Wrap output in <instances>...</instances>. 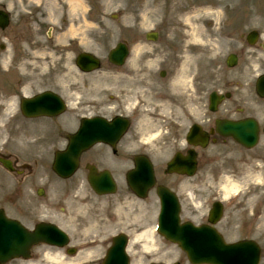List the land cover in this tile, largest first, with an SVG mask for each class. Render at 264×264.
<instances>
[{"label": "flooded vegetation", "instance_id": "af4514ba", "mask_svg": "<svg viewBox=\"0 0 264 264\" xmlns=\"http://www.w3.org/2000/svg\"><path fill=\"white\" fill-rule=\"evenodd\" d=\"M15 1L0 0V10L6 12L4 20H8V25L5 28H2L0 23V52L5 48L6 43L10 44L13 55L18 56V62H20L22 59H26L29 53V51L25 52L23 47L26 44L30 45L32 42L34 36L32 24L35 26L37 37L39 38L44 33L45 24L41 21V18H37L33 14V11L25 7H17L14 4ZM222 25L221 33L231 41L229 45L230 51H228L227 55L232 54L238 63L234 67H229L225 58V61L220 65L218 91L229 96L223 100L215 113L217 118L231 120L248 119L256 125L259 140L255 147L247 148L239 143L235 144L236 151L255 160L257 157L264 156V94H261L257 88L258 78L264 75V6L255 5L247 8L242 14H236L235 21L223 22ZM229 25L233 27L229 28ZM3 42L5 45L2 44ZM182 50L184 51L185 49ZM178 63H182V60H179ZM9 70V67L0 70V156L10 163L13 171H8L0 163V171L5 176L0 180V211H3V216L6 215L19 222L25 228L32 230L41 220L53 221L52 219H37L33 215L34 170L31 154L34 148L39 149L46 145V139L49 134L43 133V131L47 130L41 126H35L31 120L32 118L26 117L22 113L20 103L25 96L35 94L32 92L33 84L42 87L43 90L40 91L52 90L60 94L64 72L58 71L55 76H36L35 78L12 72L8 78ZM180 72L181 70L176 69L165 71L162 78L167 81H175V74ZM190 72L200 73V75L195 79L191 75L188 78V87H185V90L174 88L170 92H165L169 94L170 99L167 109L164 110H167L170 118H156L158 121L156 124L149 122V129H160V135L168 143H175L180 140L185 135L188 126L193 123H199L206 131H210L214 127V121L211 124L212 118L208 114V80L203 77L200 71L195 72L193 67H191ZM241 77L249 78V91L243 95L236 91L241 82ZM178 83L182 84L180 81ZM193 92L196 99L197 97L203 98L200 106L197 100L195 104L193 103ZM155 93L159 92L155 91ZM141 100H144L143 96ZM141 100H138V106L135 110H133L135 106L131 107L124 103L117 104L114 107L112 103L106 102V100L92 102L90 111L87 114L91 117L104 116L109 119L116 115H127L133 121L135 117L144 115V102ZM193 107H195L194 112ZM158 110L159 108H156V111ZM53 119H55V116L51 118V120ZM147 121L146 118L139 120L140 123H147ZM44 127H50L52 136H61L63 134L61 126L57 123L46 124ZM213 136H216V134H212ZM132 139L133 142L139 140L137 134H134ZM230 140L232 139H224V137L218 136V141L221 143H227ZM127 149L128 145L124 142V139L120 140L115 145V148L107 144H100V146L94 147L91 153L89 152V163L99 161L104 164L101 169H107L106 167L113 162V157H116L115 172L110 170L114 174L115 179L116 176L122 177L127 170V159L129 157ZM135 152L142 153L143 149ZM199 152V155L201 153L203 155V151L199 150ZM119 154L120 156H118ZM167 177L166 173L159 177L157 175L158 183L174 188V185L167 181ZM258 196V198H254L252 205L245 204L242 206L241 203H238L234 210L240 220H242L236 219L242 222L240 225L242 229L237 230V232L244 237L258 236V242L264 248V230H257L254 220L257 216H261L263 212V209L258 206H264V191L261 197L260 195ZM114 208L112 204L108 205L107 216L109 214L113 215ZM195 215L196 211L190 210V216L194 217ZM115 221L121 226H125L127 216L123 214L121 219H116ZM55 223L65 229L71 236L70 246L55 248L44 245L45 248H41L43 250L42 253H37L35 248H31V260L21 257L5 264H47L46 254L49 252H56L62 257L63 262L60 264H65L66 258L72 259L70 264H103L106 250L111 245L113 236L117 233L115 230L104 229L100 231L103 235H100L97 231H91L90 233H97L102 238L101 241H97L95 244L96 241L94 240L83 241L81 238L77 239V233H86V231L78 229L79 220L75 222L76 226L62 217ZM85 242L89 243V247L80 245ZM93 246H98L99 249H94ZM85 248L90 249V251H85ZM72 249H75L76 253L69 255L68 252ZM142 250L141 247V253H138L140 251L135 249L138 255L132 258V264L174 263V261L167 262L171 258L170 255H167V252H159V255H145ZM178 261L179 264H191L180 259Z\"/></svg>", "mask_w": 264, "mask_h": 264}, {"label": "rangeland", "instance_id": "374dc122", "mask_svg": "<svg viewBox=\"0 0 264 264\" xmlns=\"http://www.w3.org/2000/svg\"><path fill=\"white\" fill-rule=\"evenodd\" d=\"M26 1L20 2L18 0L16 5H28L29 7L25 8L33 10L34 14L42 18L45 22V27H49V31L53 30L55 35L49 41L43 39L38 45L36 44L37 47L34 45L35 47H32V51H29L27 61L23 65H25V69L29 70L31 75H33L32 70L34 72L47 70L45 75H48L51 71L55 72L56 69H60L63 64L65 70H67L66 67L72 69L74 66L73 53L68 55L67 52V50L71 49L68 44L70 41L73 43L72 49L75 51L81 47V49L90 50L100 55L105 60V68L109 66L106 61L109 49L122 40H126L130 45L135 44L133 45V55L142 53V61L154 64L155 61L159 62L154 58L159 51V47L157 48L154 45L158 44L144 40L145 32L151 29L161 31L160 37H162V40L159 44L169 40L173 33L181 34V31H185L186 37L189 39L186 43L187 47L193 52L196 51L199 59L207 58L208 56L209 62L207 65L210 72H212L214 65H218L221 61L220 53L226 51L227 44L231 43L228 40L222 41L219 38L220 23L227 20L230 22L234 21V16L237 13L242 14L247 8L252 6H264V0H174L171 3L162 0H116L113 3L110 0H77L80 4L79 7L72 5V0ZM197 7H203V9L206 8L213 12V19L209 17L211 14L205 15L197 11L196 9H199ZM214 11H219V15L217 16ZM185 15L190 17L185 19ZM228 27L231 28L233 26L229 25ZM64 32H66V35H64ZM56 36H58L57 39ZM71 37H75L74 40H71ZM61 47L64 49V56L60 55ZM13 61H15L13 66L17 65L15 58H13ZM72 64L73 66H71ZM125 68L126 66H124ZM214 74L215 72L209 73L207 77L211 80L214 78ZM66 83L69 82L66 80ZM213 85H215V82L212 85L210 82V87ZM65 89L66 87L64 86L62 90ZM70 92V89H67L64 91V95L74 100L76 95ZM74 104L78 105V102ZM70 111L73 110L70 109ZM66 114L68 115V113ZM73 116L75 117L76 115ZM66 118L69 117L62 119ZM41 121L47 120H40L38 123ZM66 129L69 130V128ZM64 143H66L65 139H58L56 145L63 146ZM224 149L221 146L211 147L207 152L210 155V161L208 162V158L205 157L203 159L204 166H202L199 176L189 180L194 185L195 183L203 184L201 189L191 186L193 191L201 194L197 196L198 199H208L210 198L209 193L216 191L217 185L209 184L218 182L219 179L221 181L222 175L219 178V174L222 172L220 158H224V154L219 153V151L221 152ZM156 159H159L158 165L164 164L163 157L157 155ZM225 165H228V163ZM228 170H225V179L231 173ZM74 180L75 178L67 182L62 181L63 183L54 181L50 188L52 192L49 190V195L58 198L59 196H56L53 191L56 189L55 184L61 192L64 188L70 189L75 182ZM183 197L186 201L188 200V196L185 193ZM188 206L192 207L191 204Z\"/></svg>", "mask_w": 264, "mask_h": 264}, {"label": "bare ground", "instance_id": "6f19581e", "mask_svg": "<svg viewBox=\"0 0 264 264\" xmlns=\"http://www.w3.org/2000/svg\"><path fill=\"white\" fill-rule=\"evenodd\" d=\"M112 3L114 2V1H116V0H110ZM73 3H74V6H76V7H79L80 6V4H79V2L76 0V1H74L73 0ZM214 13L218 16L219 15V11H214ZM203 14H211V16H209V17H211V19H213V12H211V11H207V13L205 12V13H203ZM200 15H202V14H200ZM190 17V16H189ZM188 17V18H189ZM191 17H196V16H191ZM193 19V18H192ZM194 19H196V18H194ZM189 21V20H188ZM138 52V51H137ZM140 56H141V54L139 53V54H136L135 56H134V58H133V60H132V65H131V67L129 68L131 71H134V72H137V70L138 69H144V67H146L147 65L146 64H142L141 62H140ZM139 63V65H137ZM145 70H149V67H146L145 68ZM133 78H135V75H133V77L132 78H128V80H130V79H133ZM127 85H133V84H127ZM226 187L227 188H230V189H234V185L232 184V182L230 181V182H228L227 183V185H226ZM147 232H149V230H147ZM140 235H142V236H146L145 235V233H141ZM47 258H48V260H50L51 262H55V263H62L63 262V260H62V257L59 255V254H50V253H48L47 254Z\"/></svg>", "mask_w": 264, "mask_h": 264}, {"label": "water", "instance_id": "95a60500", "mask_svg": "<svg viewBox=\"0 0 264 264\" xmlns=\"http://www.w3.org/2000/svg\"><path fill=\"white\" fill-rule=\"evenodd\" d=\"M125 55V51L123 48H118L116 49L115 51L112 52V60L117 62V63H121L123 61V56ZM93 63H97V60L95 59H92ZM92 61L89 59V63H92ZM86 63V60L83 59V64ZM73 147V143L71 145ZM69 152H67V155H68ZM76 153V152H75ZM67 174V173H65Z\"/></svg>", "mask_w": 264, "mask_h": 264}]
</instances>
